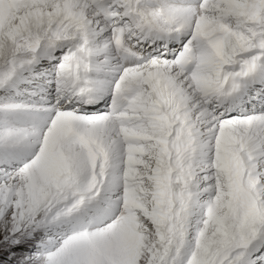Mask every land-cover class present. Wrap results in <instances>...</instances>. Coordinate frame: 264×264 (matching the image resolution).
<instances>
[{
    "label": "snow or ice",
    "instance_id": "6c2138e0",
    "mask_svg": "<svg viewBox=\"0 0 264 264\" xmlns=\"http://www.w3.org/2000/svg\"><path fill=\"white\" fill-rule=\"evenodd\" d=\"M0 264H264V0H0Z\"/></svg>",
    "mask_w": 264,
    "mask_h": 264
}]
</instances>
